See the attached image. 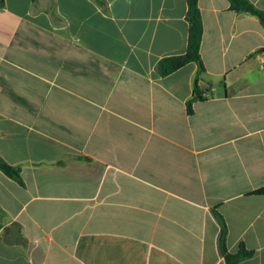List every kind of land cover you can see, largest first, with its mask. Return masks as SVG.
<instances>
[{
    "label": "crops",
    "instance_id": "0c3cea01",
    "mask_svg": "<svg viewBox=\"0 0 264 264\" xmlns=\"http://www.w3.org/2000/svg\"><path fill=\"white\" fill-rule=\"evenodd\" d=\"M199 7L205 70L162 75L186 0H5L0 264H226L215 207L264 264V26Z\"/></svg>",
    "mask_w": 264,
    "mask_h": 264
},
{
    "label": "trees",
    "instance_id": "16d2710c",
    "mask_svg": "<svg viewBox=\"0 0 264 264\" xmlns=\"http://www.w3.org/2000/svg\"><path fill=\"white\" fill-rule=\"evenodd\" d=\"M187 12L186 19L188 21V43L184 53L165 56L158 62V68L162 75H167L176 69L181 68L189 62H196L199 65V73L205 70L202 57H201V42L204 31L203 17L199 7V0H186ZM231 8L236 11H248L254 15H257L261 24L264 26V11L256 7L250 0H229ZM5 5V0H0V7ZM198 77L195 80V97L201 98L202 92L199 89ZM0 169L9 177L15 179L20 184H24V180L21 174V168L17 165L11 164L5 158L0 155ZM256 194H264V186H261L252 191ZM1 209V207H0ZM216 219L220 225V233L218 237V246L220 253L225 258L226 264H239L241 261L251 258L255 255L256 250L248 248L244 242H242L237 251L232 252L228 249V225L223 214L217 209L213 210Z\"/></svg>",
    "mask_w": 264,
    "mask_h": 264
}]
</instances>
